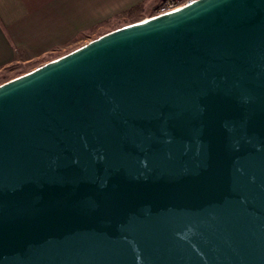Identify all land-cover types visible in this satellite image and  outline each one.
Instances as JSON below:
<instances>
[{
	"label": "water",
	"instance_id": "1",
	"mask_svg": "<svg viewBox=\"0 0 264 264\" xmlns=\"http://www.w3.org/2000/svg\"><path fill=\"white\" fill-rule=\"evenodd\" d=\"M0 264H264V0H194L0 82Z\"/></svg>",
	"mask_w": 264,
	"mask_h": 264
},
{
	"label": "crops",
	"instance_id": "2",
	"mask_svg": "<svg viewBox=\"0 0 264 264\" xmlns=\"http://www.w3.org/2000/svg\"><path fill=\"white\" fill-rule=\"evenodd\" d=\"M158 2L0 0V82L10 65L30 62L46 54L66 53V48L74 39L87 30L103 29L109 20L118 17L139 15L135 18L138 20L143 18L141 14H145L142 10H151L148 14L151 16ZM135 20L125 21L118 26ZM115 27L101 30L100 34Z\"/></svg>",
	"mask_w": 264,
	"mask_h": 264
},
{
	"label": "rangeland",
	"instance_id": "3",
	"mask_svg": "<svg viewBox=\"0 0 264 264\" xmlns=\"http://www.w3.org/2000/svg\"><path fill=\"white\" fill-rule=\"evenodd\" d=\"M144 12H145V14H141L140 15V16H143V18L144 17H148V14L151 13V10L150 11H149V9L148 10H142V13H144ZM146 14H147V16H144ZM138 16L139 15L113 18V19L108 21V23L106 24V26L103 29L95 30L94 28H92V29L87 30L86 32H84L81 36L76 37L74 39V42L72 44H70L66 49L68 51H70V50L80 46L81 44H83V43H85V42L97 37L101 33L100 32L101 30H106L107 28L118 26L121 23H124L125 21H129L131 19L135 20V18L138 17ZM140 19H142V18H140ZM63 53H65V52L56 53V54L55 53L46 54L43 57L37 58L36 60L30 61V62L18 63V64L11 65L10 67H8L4 71V76L2 77L1 81H4V80L9 79V78H12V77L17 76V75H19L21 73H24V72L36 67L37 65H40L41 63L52 59L53 57L55 58V57H57L59 55H62Z\"/></svg>",
	"mask_w": 264,
	"mask_h": 264
},
{
	"label": "built area",
	"instance_id": "4",
	"mask_svg": "<svg viewBox=\"0 0 264 264\" xmlns=\"http://www.w3.org/2000/svg\"><path fill=\"white\" fill-rule=\"evenodd\" d=\"M192 1L194 0H159L153 15L168 13Z\"/></svg>",
	"mask_w": 264,
	"mask_h": 264
},
{
	"label": "trees",
	"instance_id": "5",
	"mask_svg": "<svg viewBox=\"0 0 264 264\" xmlns=\"http://www.w3.org/2000/svg\"><path fill=\"white\" fill-rule=\"evenodd\" d=\"M132 9H133V8H132ZM134 9H135V8H134ZM12 65H14V64H12ZM10 66H11V65H10ZM10 66H9V67H10Z\"/></svg>",
	"mask_w": 264,
	"mask_h": 264
}]
</instances>
